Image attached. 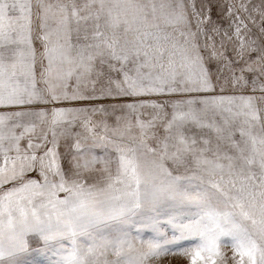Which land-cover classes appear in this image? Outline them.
I'll use <instances>...</instances> for the list:
<instances>
[{"label": "snow or ice", "instance_id": "1", "mask_svg": "<svg viewBox=\"0 0 264 264\" xmlns=\"http://www.w3.org/2000/svg\"><path fill=\"white\" fill-rule=\"evenodd\" d=\"M264 264V0H0V264Z\"/></svg>", "mask_w": 264, "mask_h": 264}, {"label": "rangeland", "instance_id": "2", "mask_svg": "<svg viewBox=\"0 0 264 264\" xmlns=\"http://www.w3.org/2000/svg\"><path fill=\"white\" fill-rule=\"evenodd\" d=\"M181 261V258L179 257H174V256H169L165 259H163L160 264H179Z\"/></svg>", "mask_w": 264, "mask_h": 264}]
</instances>
